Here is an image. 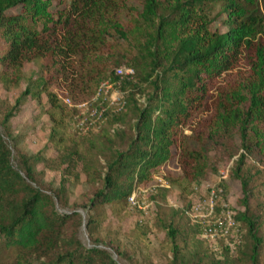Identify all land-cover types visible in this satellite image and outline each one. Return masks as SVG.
Instances as JSON below:
<instances>
[{
	"label": "trees",
	"instance_id": "trees-1",
	"mask_svg": "<svg viewBox=\"0 0 264 264\" xmlns=\"http://www.w3.org/2000/svg\"><path fill=\"white\" fill-rule=\"evenodd\" d=\"M132 1L0 0L4 81L19 82L27 63L42 61L34 86L26 87L4 121L28 95L40 99L46 94L51 109L63 112L56 85L78 96L95 92L119 64L111 38H132L138 55L131 64L150 89L143 103L128 100L135 117L129 146L105 155L102 186L90 207L126 201L174 155L184 177L195 180V170L207 158L202 147L188 146L185 129L200 140L224 126L241 140L231 169L244 192L243 209H236L235 217L241 234L255 240L250 264H259L262 239L250 205L254 175L244 169L254 156L258 173L264 171V17L258 0H136L139 6ZM214 3L220 5L223 29L211 28ZM194 122L202 125L195 129ZM113 131L126 134L120 127ZM7 135L4 139L0 133V264L10 258L13 264H122L105 248L85 246L70 230L69 222L80 213L59 211L55 197L61 198L65 187L50 193L35 185L36 166L46 157L28 154ZM106 137L110 149L114 141ZM94 219L88 216V225ZM228 245L226 251L234 252Z\"/></svg>",
	"mask_w": 264,
	"mask_h": 264
},
{
	"label": "rangeland",
	"instance_id": "rangeland-1",
	"mask_svg": "<svg viewBox=\"0 0 264 264\" xmlns=\"http://www.w3.org/2000/svg\"><path fill=\"white\" fill-rule=\"evenodd\" d=\"M132 3L139 6L136 0ZM258 4L264 17V0H258ZM55 8L56 1L52 6ZM219 11L220 5L214 3L210 11L212 30L224 28ZM135 42L132 38H111L110 50L116 53L118 66L135 69L131 64L133 56L138 55ZM41 63V60L27 63L23 78L17 83L5 82V71L0 67V133L4 139L11 134L17 139L18 147L28 154L40 152L46 157L36 166L35 185L50 193L65 187L61 198L55 197L56 205L60 212L80 213L69 222V228L85 246L105 248L122 264H172L173 260L176 264H250L255 240L249 234H241V242L234 252L226 251L229 239H221L219 248L224 252H216L202 236L201 227L186 212L194 203L205 200L215 184L222 188L219 205L227 203L234 214L236 209H243L242 184L231 173L234 160L241 152V140L235 131L216 126L197 140L187 127L185 142L190 147H202L207 158L195 170V180L184 177L178 157L174 155L155 171L150 181L136 186L126 201L90 207L91 198L102 186L99 175L106 171L105 155H110L114 148L125 150L129 146L135 117L128 100L135 97L143 103L149 93V83L140 74L137 78L136 69L134 77L130 78L116 79L114 74L102 81L108 80L111 87L100 100L95 99L98 88L78 96L56 85L53 91L58 93L63 112L51 109L46 94L40 99L28 95L4 121L26 87L34 86L41 74ZM240 69L245 74L246 63H242ZM65 97H69L70 102H65ZM123 97L126 106L119 110L118 103ZM95 109L99 112L105 109V118L90 125ZM193 125L196 129L202 123ZM114 127L124 129L126 134H114ZM107 135L114 141L110 149ZM14 164L17 166V161L14 160ZM244 169L254 175L250 205L258 215L257 237L262 239L259 264H264V171L258 173L254 156L248 157ZM131 196H135L136 203L130 200ZM88 216L95 218L90 225ZM240 228L242 233L241 223ZM62 232H65L63 228ZM58 248L59 245L52 247L47 252L48 257ZM39 254L40 251L34 256L36 263ZM13 263V258L4 262Z\"/></svg>",
	"mask_w": 264,
	"mask_h": 264
},
{
	"label": "built area",
	"instance_id": "built-area-1",
	"mask_svg": "<svg viewBox=\"0 0 264 264\" xmlns=\"http://www.w3.org/2000/svg\"><path fill=\"white\" fill-rule=\"evenodd\" d=\"M115 74L118 78L134 77L135 69L133 67L118 66L115 69ZM111 87L110 82L107 80L99 85L97 93L95 95L96 100H100L102 95L109 91ZM65 102H70L69 97L64 98ZM119 104V110H122L126 106V100L121 99ZM105 109L99 112V109H95L92 112V119L90 125L95 124L100 119L105 118ZM222 188L220 186L212 185L208 197L197 203H194L192 207L187 210V214L191 217L193 222L201 227L202 236L206 238L212 245V247L219 251V241L221 239H229L228 244L232 249H235L241 242V228L240 223L236 219L234 212L228 206L227 203L221 205L218 204V196L221 194ZM135 196H131L130 200L136 203ZM221 208H220V207Z\"/></svg>",
	"mask_w": 264,
	"mask_h": 264
}]
</instances>
